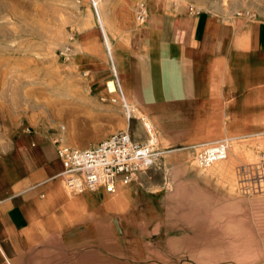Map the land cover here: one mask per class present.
<instances>
[{
	"label": "crops",
	"instance_id": "1",
	"mask_svg": "<svg viewBox=\"0 0 264 264\" xmlns=\"http://www.w3.org/2000/svg\"><path fill=\"white\" fill-rule=\"evenodd\" d=\"M143 9L131 46L106 53L92 32L84 54H76L86 90L75 110L83 129L94 131L89 143L127 128L143 139L139 123L110 104L121 96L148 119L162 148L263 137L264 20L176 11L168 0H143ZM8 128L0 125V264H107L103 252L119 247L109 242V229L116 235L110 214H126L138 183L117 182L114 194H72L60 178L54 134ZM173 160L170 186L175 165L188 162Z\"/></svg>",
	"mask_w": 264,
	"mask_h": 264
},
{
	"label": "rangeland",
	"instance_id": "2",
	"mask_svg": "<svg viewBox=\"0 0 264 264\" xmlns=\"http://www.w3.org/2000/svg\"><path fill=\"white\" fill-rule=\"evenodd\" d=\"M168 6L264 20V0H168ZM141 7L143 0H0V125L43 128L66 145H92L94 131L83 129L84 116L75 110L86 90L77 55L92 32L106 53L115 44L131 46ZM162 149L138 180L126 214H110L116 235L109 229V242L119 247L103 252L107 264H264V136L227 140L226 158L204 169L189 148ZM180 156L187 168L175 165L170 186L168 167ZM259 182L262 192L254 188Z\"/></svg>",
	"mask_w": 264,
	"mask_h": 264
},
{
	"label": "built area",
	"instance_id": "3",
	"mask_svg": "<svg viewBox=\"0 0 264 264\" xmlns=\"http://www.w3.org/2000/svg\"><path fill=\"white\" fill-rule=\"evenodd\" d=\"M238 17L251 19L252 16L245 14ZM144 19L145 12L141 7L137 20L143 23ZM108 93L111 92L108 90ZM111 103L120 105L127 121L135 120L139 123L143 139L133 138L129 128L85 148L71 147L60 138L54 139L57 158L62 165L60 178L71 193L82 194L102 190L105 194H114L117 182L122 185L137 183L139 177L154 168L164 154L157 134L145 116L136 115L135 110L122 96L119 101L111 99ZM60 130L64 128L61 127ZM188 148L195 152L197 166L204 169L226 158L227 140ZM250 174L254 177L255 173ZM262 185L259 182L254 188L258 187L257 191L262 192Z\"/></svg>",
	"mask_w": 264,
	"mask_h": 264
},
{
	"label": "bare ground",
	"instance_id": "4",
	"mask_svg": "<svg viewBox=\"0 0 264 264\" xmlns=\"http://www.w3.org/2000/svg\"><path fill=\"white\" fill-rule=\"evenodd\" d=\"M110 91V90H109ZM110 92H113V91H110Z\"/></svg>",
	"mask_w": 264,
	"mask_h": 264
}]
</instances>
